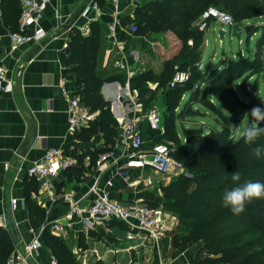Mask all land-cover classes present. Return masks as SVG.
I'll use <instances>...</instances> for the list:
<instances>
[{"label":"crops","instance_id":"obj_1","mask_svg":"<svg viewBox=\"0 0 264 264\" xmlns=\"http://www.w3.org/2000/svg\"><path fill=\"white\" fill-rule=\"evenodd\" d=\"M90 1L97 4L98 10L81 16L80 10ZM140 4L129 0H51L38 20V25L48 33L47 37L39 44L16 47L9 34L17 29L5 25L0 0V65L7 70L13 83L10 93L0 94V215L8 216L13 251H21L34 237L40 239L41 247L29 264L59 263L52 253L50 243L55 240L53 242L51 237L60 239L72 264H192L196 256H200L199 245L188 249L175 247L171 233L183 235L177 225L155 243L143 233L129 239V231L121 222L110 221L85 230L81 224L83 213L95 197L89 191L92 180H83L86 175L92 176L100 190L107 191L115 201L156 204L172 215L162 207V188L170 178L149 169L125 165V156L131 152L123 134L126 117H136L142 150L149 151L161 142L158 131L145 119L147 110L143 111V106L135 113L129 110L130 104L125 101L129 79L150 70L163 72L166 60L177 54L173 50L166 53L163 41L159 42L156 35H139L136 29L131 31V27L136 28L135 10ZM16 6L20 7L19 3ZM91 23H97L101 29L95 73L103 78L114 75L124 80V85L111 81L101 87L102 96L110 103L112 119L117 123L116 135L109 145L104 144L98 129L99 112L84 105L79 96L81 86L76 84L73 68L85 60H69L68 48H62L65 42L69 47L72 32L89 36ZM64 25L66 30L53 36ZM110 27L114 28L113 33ZM73 98L87 107L93 116L71 131L67 119ZM133 98L140 102L138 97ZM153 103L157 108V98ZM92 122H96L97 127L90 137L87 140L79 138ZM49 148H59L73 155L80 169L59 172L52 179L51 189L44 191L26 176L25 168L40 159ZM103 149L113 150L116 161L105 163L98 170L91 153H101ZM147 180H151L150 185L146 184ZM28 197L36 206L37 216L31 219L26 202ZM11 199L17 201L13 211L9 209ZM56 222L68 223L70 228L65 233H56L52 229Z\"/></svg>","mask_w":264,"mask_h":264},{"label":"trees","instance_id":"obj_2","mask_svg":"<svg viewBox=\"0 0 264 264\" xmlns=\"http://www.w3.org/2000/svg\"><path fill=\"white\" fill-rule=\"evenodd\" d=\"M250 2L254 3L252 5H262V0H142L135 10L136 34L169 31L181 43L178 53L165 62L161 82H165L166 86L174 72L188 71V76L182 83L173 88L166 86L164 106L169 117L163 119L162 116L166 126L163 138L169 137L173 131L175 119L197 114V110L191 111L194 104L210 107L217 116L216 124L206 130L195 148L185 149L180 145L174 150L170 149L172 158L182 165L184 172L172 177L162 188V207L177 218L178 229L183 232V235H178L180 237L178 243L175 242V247L184 249L191 242L201 243L200 256H196L192 264H264V198L248 201L239 214H234L220 202L222 192L234 183L246 179L264 181V159H257L252 154V149L257 144H264V134L246 142L232 127H240L243 120L242 127L246 126L250 120L248 112L251 107L263 104L257 93V83L260 77H264V22L255 31H252V27L249 30L248 27L233 22L234 26L248 28L243 32L245 41L248 33H257L252 54L222 59L217 67L211 68L209 65L200 66L201 55L198 49L202 34L200 26L204 24V19L200 18L208 7H219V10L229 11L232 17L239 19L244 13L242 6L251 4ZM18 3V0H2L4 23L12 30L17 29L20 13V7L16 6ZM90 32L87 37H82L78 32L70 34L69 60H85L73 68L76 84L81 86L79 96L84 105L99 112L98 129L104 144L109 145L116 135L117 123L112 119L110 103L102 96L101 87L103 83L111 81L124 85V80L114 75L103 78L95 73L100 26L91 23ZM152 77L151 73L143 72L129 79V90H138L143 111L152 106L156 95V91L146 88V82ZM250 78L253 80L254 93L246 87L247 79ZM237 80L243 98L234 87ZM185 93H189L187 101L175 112ZM227 116L230 117L231 124ZM260 125H264V120L260 121ZM96 127V122H92L88 130L80 133L79 138L87 140ZM188 137L186 135L185 138ZM99 154L100 152L91 153L93 162ZM76 157L79 159L80 156ZM79 167L77 162V166L65 171L79 170ZM235 170L240 173V181L231 179L230 174ZM26 202L29 218H34L37 216L36 206L29 197ZM147 205L158 208L156 204ZM256 231L260 232L259 236L251 239ZM51 238L53 242L55 240L50 246L52 253L59 259L58 264H72V258L60 239ZM12 242L10 231L0 225V264H5L12 252ZM257 246V249H253Z\"/></svg>","mask_w":264,"mask_h":264},{"label":"built area","instance_id":"obj_3","mask_svg":"<svg viewBox=\"0 0 264 264\" xmlns=\"http://www.w3.org/2000/svg\"><path fill=\"white\" fill-rule=\"evenodd\" d=\"M133 4H140L142 0H129ZM20 5V13L17 21V30L9 34L10 41L13 46L20 47L28 44H39L48 35V33L38 25V20L50 4L51 0H18ZM98 6L94 2L86 3L80 10V15L86 17L89 12L97 11ZM217 17L219 24L228 27L229 30L234 26L230 17L216 12H209ZM204 25H201V28ZM112 33L113 27H110ZM135 26L131 27V31H135ZM224 32L225 29L223 28ZM63 49L68 48V43L62 45ZM188 76V71L177 70L168 83L170 88L182 83ZM12 80L7 74V70L0 65V94H8L12 90ZM130 107L129 110L135 113L142 108L141 102L135 98L127 100ZM93 114L87 107L82 105L76 98L70 100V108L68 111V126L71 131L86 123ZM161 112L151 106L145 113V119L148 125L154 130H160L162 126ZM124 120L123 134L128 139V144L131 152L126 158L127 168L149 169L162 176H165L171 171L181 172L182 165L174 160L171 156L170 148L163 142L156 143L149 151H144L141 148L142 137L137 128V120L135 115L131 118L126 117ZM116 157L113 150H108L100 153L94 166L100 170L105 163L115 162ZM7 166V165H6ZM77 166V160L73 155L64 152L59 148L46 149L43 156L37 161L31 163L25 168V174L28 178L33 179L44 191H48L52 187V179L62 171L71 167ZM85 182L92 180L89 191L95 195L89 207L83 213L81 224L83 229L92 228L95 225L117 221L123 223L128 231V238L136 237L138 233H143L145 237L157 243L166 233L177 225L178 220L160 208L150 207L146 203L132 201L119 202L110 198V195L105 190H100L92 176L84 177ZM148 185L151 180H147ZM17 208V201L11 199L9 204L10 211ZM76 212V209H73ZM69 218L67 220L69 221ZM6 215H0V225L6 228ZM70 228V224L56 222L52 224V229L56 233H65ZM41 247L40 239L32 238L27 245L21 250H12L5 264H29ZM56 264V263H53Z\"/></svg>","mask_w":264,"mask_h":264},{"label":"rangeland","instance_id":"obj_4","mask_svg":"<svg viewBox=\"0 0 264 264\" xmlns=\"http://www.w3.org/2000/svg\"><path fill=\"white\" fill-rule=\"evenodd\" d=\"M251 4L247 3L246 5L242 6L244 7V13L243 16H241L239 19H236L232 17L229 11L225 10H219V7L210 6L207 8L206 11L202 14L200 19H204V26L200 30L202 31L201 34V43L198 46V49L200 51L201 55V61L200 66H206L207 64L210 65L211 68L217 67V63L221 62L222 59L228 58L233 59L237 58L238 56H247L249 54H252L255 50V38L257 36V33H252V31H255L256 28L261 25L264 22V0H262V5L256 6L252 5L253 2H250ZM216 12L218 14H224L230 17L232 22L241 25L242 27H248L249 30L252 27V31L247 34L246 41H245V35L241 33L239 35V38H235L231 36V30H229L228 27H225L221 24H219L217 17L210 14L209 12ZM225 29L224 36L221 38L219 36V31L221 29ZM155 37L158 38L159 42L163 41V48L166 51V53L173 51H176L178 53V49L181 48V43L177 42L175 39L176 37L171 34L169 31H160V32H154ZM190 44V42H189ZM160 49V48H159ZM162 51V50H160ZM193 57H191V60ZM168 61V60H166ZM165 69V68H163ZM157 71V70H156ZM166 71V70H165ZM153 75L152 78H150L146 82V88L151 91H156L155 98L153 102L157 101V108L161 111L163 119L168 118L169 114L166 112V108L164 106V100L167 97L165 94L166 85L165 82H161L163 78L162 72L155 73L154 71H149ZM175 73V72H174ZM162 74V75H161ZM136 75V74H134ZM132 75V76H134ZM158 82V83H157ZM169 83V82H168ZM252 83L253 80L247 79L246 87L247 90L252 91ZM239 80L234 82V87L237 89V91L240 93V90L238 89ZM166 90V91H165ZM200 90L202 88L200 87ZM257 93L261 97V101L264 104V77H260L257 83ZM148 95V94H147ZM134 96L138 97V90H135L131 92L129 88L127 87L125 90V101L132 99ZM189 96V93H185L184 96L181 97V100L178 104V109L175 112H178L179 109L182 108L183 104L187 101ZM243 98V97H242ZM152 103L151 105H153ZM198 111L195 116H186L184 119L177 120L175 119L173 131L169 134V137L173 138H163V132L166 129V126L164 124V120L162 121L161 129L156 132L160 136L161 141H166L165 143L170 147V149L174 150L177 146L182 145L185 149H193L195 148L198 143L202 140L203 134L206 132L207 129L211 128L213 125L216 124L217 116L212 112L210 107H205L200 104H194L191 108V111ZM228 122L231 124V119L229 116H227ZM244 120L242 121L243 124ZM242 124L240 127H242ZM186 135H189V137L186 139ZM175 137V138H174ZM188 140V141H187ZM189 143L191 145H189ZM184 169L181 172L173 171L170 174H167L170 179L172 177L177 176L180 173H183ZM163 198V197H162ZM179 225V221L177 223V226ZM178 228H180L178 226ZM173 235L172 242L175 245V242L178 243L179 237L177 234H174V232L171 233ZM260 232L258 231L254 232L251 236V239H254L258 237ZM197 245L201 246V243L199 242H191L187 244L188 247H196ZM258 246L253 249H257Z\"/></svg>","mask_w":264,"mask_h":264},{"label":"clouds","instance_id":"obj_5","mask_svg":"<svg viewBox=\"0 0 264 264\" xmlns=\"http://www.w3.org/2000/svg\"><path fill=\"white\" fill-rule=\"evenodd\" d=\"M248 114L250 120L246 126L242 128L239 125L231 126L238 132L240 138L251 142L264 134V125H260V121L264 120V104L253 105ZM252 154L257 159H264V144H257L252 149ZM230 175L232 181H240L239 171L235 170ZM253 198H264V181L246 179L234 183L222 192L220 202L234 214H239L243 211L245 204Z\"/></svg>","mask_w":264,"mask_h":264},{"label":"water","instance_id":"obj_6","mask_svg":"<svg viewBox=\"0 0 264 264\" xmlns=\"http://www.w3.org/2000/svg\"><path fill=\"white\" fill-rule=\"evenodd\" d=\"M66 25H64V26H62V27H60L59 29H57V31L56 32H54L53 33V36H57V35H59V34H61L62 32H64L65 30H66ZM246 30H248V28H241V27H238V26H233L232 27V29H231V36H233V37H235V38H239V35L241 34V33H243L244 31H246ZM219 36L222 38L223 36H224V30L223 29H221L220 31H219ZM188 141V140H187ZM6 215V214H5ZM5 224H6V227H7V229L9 230V220H8V216L6 215V222H5ZM12 229L15 231V233H16V227L13 225L12 226ZM18 237V236H17Z\"/></svg>","mask_w":264,"mask_h":264}]
</instances>
